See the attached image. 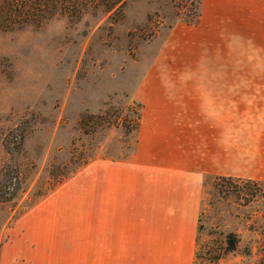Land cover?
Returning <instances> with one entry per match:
<instances>
[{"label":"crops","instance_id":"1","mask_svg":"<svg viewBox=\"0 0 264 264\" xmlns=\"http://www.w3.org/2000/svg\"><path fill=\"white\" fill-rule=\"evenodd\" d=\"M262 50L264 0H202L140 82L132 158L89 164L14 237L49 264H195L206 181L264 182V75L248 71Z\"/></svg>","mask_w":264,"mask_h":264},{"label":"rangeland","instance_id":"2","mask_svg":"<svg viewBox=\"0 0 264 264\" xmlns=\"http://www.w3.org/2000/svg\"><path fill=\"white\" fill-rule=\"evenodd\" d=\"M195 1L129 0L121 13L95 25L92 18L77 27L54 19L38 29H0V264L50 263L45 245L33 251L14 236L25 231L19 218L34 195L51 186L52 175L72 172L83 156L132 158L137 89ZM249 54V74L264 75V50ZM234 179L232 185L215 186L214 178L205 183L196 264H264V182ZM230 233L238 240L231 252Z\"/></svg>","mask_w":264,"mask_h":264},{"label":"trees","instance_id":"3","mask_svg":"<svg viewBox=\"0 0 264 264\" xmlns=\"http://www.w3.org/2000/svg\"><path fill=\"white\" fill-rule=\"evenodd\" d=\"M128 1L129 0H0V29L7 31H14V30L19 31L26 27H34L38 29L44 26L46 22L54 19L57 20L63 19L68 23V25L77 27V26H86V25L88 26V22L86 20L92 18L93 24L95 25L96 22L99 21L100 18H102V16L104 17L110 14L112 18L113 15L121 13V10H123V8L125 7ZM195 2L196 3L193 4V6L195 7L192 6L191 8L192 14L189 17V19L186 20V24L190 26L198 25L201 20L202 0H196ZM87 32L88 31H83V34H86ZM140 121H141V104H140V111L137 116V125H136L137 137L140 128ZM86 123L88 122H86V120L84 119L83 121L84 127ZM136 144H137V138H136ZM92 162L93 160L89 158H85V156H83L82 161L77 163V167L72 172H69L68 174H64V173L58 174V177L52 175L53 178L51 179L52 181L51 186L50 187L46 186V188L42 187V189L39 187L38 188L39 190L43 191V188H45L44 189L45 191L42 194L40 191V194L36 193L34 195L35 200L33 203H31L28 209L40 203L54 190H56L59 185H61L66 180L73 178L77 174V172L83 170ZM68 165L70 164H67L64 168L67 169ZM19 169H21L20 166ZM214 179H215L214 180L215 186H218L220 182H228L229 185H232V181L236 180L234 178H226V177H216ZM238 180L244 181L247 184H252L253 186H256L258 183L257 181H252V180H242V179H238ZM16 181H19V184L21 183L19 174L16 177ZM26 188L28 189V185ZM9 192L16 194L17 190H13V191L9 190ZM10 200L12 199H9V201L6 202L9 203ZM2 202L6 203L5 201ZM227 243H228L226 249L227 251L231 252L236 250L238 245V240L236 235L230 233L227 236ZM197 259H198V253L196 252L195 264L197 263Z\"/></svg>","mask_w":264,"mask_h":264}]
</instances>
